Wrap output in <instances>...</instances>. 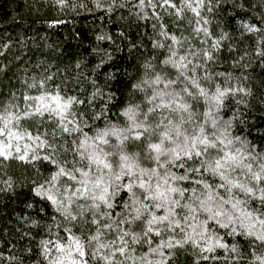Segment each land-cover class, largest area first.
<instances>
[{"label":"trees","instance_id":"16d2710c","mask_svg":"<svg viewBox=\"0 0 264 264\" xmlns=\"http://www.w3.org/2000/svg\"><path fill=\"white\" fill-rule=\"evenodd\" d=\"M249 25L259 31L247 30ZM146 66L152 75L146 76ZM156 75L165 82L142 84ZM185 86L194 99L181 91ZM161 90L191 104V115L182 114L189 131L202 127L215 142L213 120L227 123L232 143L224 151L243 141L245 163L264 158V0H204L203 6L196 0H64L63 5L58 0H0V116L12 117L8 126L13 131L27 130L46 139L37 149L41 159H31L35 145L27 139L10 142L28 151V161L19 160L14 148L8 159L0 156V264H48L41 242L65 243L66 222L34 189L37 182L47 186L55 172L42 157L54 148V159L71 161L73 141L82 135L62 134L58 118L47 113L28 115L39 103L36 98L73 101L68 119L79 122L91 137L108 125L126 127L124 113L130 107L142 119L147 114L153 125L164 116L177 123L180 113L150 111L158 103L155 92ZM221 92L217 105L215 97ZM4 123L0 120V128ZM5 142L0 136V146ZM25 145L30 147L26 150ZM219 148L223 145L217 144ZM213 229L229 247H238L239 258L223 249L201 254L189 247L178 250L169 264H258L256 256L264 246H250L247 237L225 235L215 225ZM135 248L137 256L148 252L147 245Z\"/></svg>","mask_w":264,"mask_h":264},{"label":"snow or ice","instance_id":"6c2138e0","mask_svg":"<svg viewBox=\"0 0 264 264\" xmlns=\"http://www.w3.org/2000/svg\"><path fill=\"white\" fill-rule=\"evenodd\" d=\"M58 2L64 4V0ZM196 2L204 5V0ZM246 28L259 31L250 25ZM173 41L178 42L175 37ZM145 74H153L150 66H146ZM164 82V77L156 75L155 80L146 79L142 84L151 87ZM192 84L200 96L206 95L195 81ZM181 91L194 99L188 86ZM223 95L221 92L215 97L217 105ZM36 100L35 111L28 115L43 117L47 113L58 118L62 134L82 135V139L73 141L76 147L71 161L67 157L63 161L54 159V148L42 157L55 172L47 186L37 182L35 194L50 202L66 222L65 243L41 242L48 264H169L178 250L189 247L199 249L201 254L223 249L239 258L238 247L223 242L213 225L224 229L225 235L249 238L250 246H264V158L245 163L243 141L233 150L224 151L232 143L229 124L213 120L215 142L202 127L199 132L189 131L182 114L191 115V104L177 93L161 90L155 92L153 100L158 103L150 111L161 108L180 113L177 123L164 116L153 125L147 114L142 119L137 109L130 107L124 113L126 127L108 125L90 137L82 132L79 122L68 119L73 101L62 103L59 96ZM0 120L5 121L0 136L6 138L0 156L8 159L14 148L19 160L28 161V151L22 152L10 142L27 139L35 145L31 159H41L37 149L45 146L46 139L27 130L13 131L8 126L11 116H0ZM217 144L223 148L217 149ZM47 146L51 148L50 143ZM29 147L24 146L26 150ZM210 150H216V154ZM176 168L183 173L177 174L173 171ZM116 208L120 211L115 212ZM136 245H147V254L135 255ZM202 259L208 256L202 255ZM256 261L264 264V252L256 256Z\"/></svg>","mask_w":264,"mask_h":264}]
</instances>
